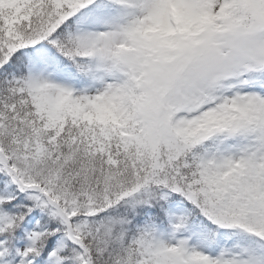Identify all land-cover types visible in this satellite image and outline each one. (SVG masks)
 <instances>
[{
  "label": "snow or ice",
  "instance_id": "obj_1",
  "mask_svg": "<svg viewBox=\"0 0 264 264\" xmlns=\"http://www.w3.org/2000/svg\"><path fill=\"white\" fill-rule=\"evenodd\" d=\"M0 264H264V0H0Z\"/></svg>",
  "mask_w": 264,
  "mask_h": 264
}]
</instances>
